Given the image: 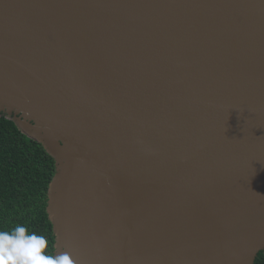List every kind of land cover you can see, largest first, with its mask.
<instances>
[{"label": "water", "instance_id": "95a60500", "mask_svg": "<svg viewBox=\"0 0 264 264\" xmlns=\"http://www.w3.org/2000/svg\"><path fill=\"white\" fill-rule=\"evenodd\" d=\"M1 114L72 264L264 250V0H0Z\"/></svg>", "mask_w": 264, "mask_h": 264}, {"label": "trees", "instance_id": "16d2710c", "mask_svg": "<svg viewBox=\"0 0 264 264\" xmlns=\"http://www.w3.org/2000/svg\"><path fill=\"white\" fill-rule=\"evenodd\" d=\"M55 159L41 143L22 132L13 119L0 115V230L17 225L43 235L55 254L56 237L47 212L48 188ZM254 264H264V250Z\"/></svg>", "mask_w": 264, "mask_h": 264}, {"label": "clouds", "instance_id": "9594fccd", "mask_svg": "<svg viewBox=\"0 0 264 264\" xmlns=\"http://www.w3.org/2000/svg\"><path fill=\"white\" fill-rule=\"evenodd\" d=\"M43 235L17 225L0 230V264H72L68 253L52 254Z\"/></svg>", "mask_w": 264, "mask_h": 264}]
</instances>
